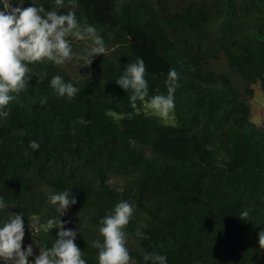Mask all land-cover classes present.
<instances>
[{
    "label": "trees",
    "instance_id": "16d2710c",
    "mask_svg": "<svg viewBox=\"0 0 264 264\" xmlns=\"http://www.w3.org/2000/svg\"><path fill=\"white\" fill-rule=\"evenodd\" d=\"M7 1L72 10L55 0ZM75 5L77 20L96 28L106 52L79 78L53 62L28 65V88L0 117V198L7 205L0 225L9 213L22 214L30 231L35 219L37 246L51 248L58 235L47 221L58 213L49 197L69 191L77 202L59 218L76 232L86 264H98L92 243L103 241L100 221L122 201L134 208L125 232L140 251L125 246L141 264L146 253L165 256L166 264H264V127L252 121L251 104L255 84L264 92V0ZM137 59L145 63L148 98L167 95L168 72L178 73L174 122L143 112L146 102L133 109L131 92L115 83ZM55 76L78 94L58 97L50 87ZM111 174L125 179L121 188Z\"/></svg>",
    "mask_w": 264,
    "mask_h": 264
},
{
    "label": "clouds",
    "instance_id": "9594fccd",
    "mask_svg": "<svg viewBox=\"0 0 264 264\" xmlns=\"http://www.w3.org/2000/svg\"><path fill=\"white\" fill-rule=\"evenodd\" d=\"M57 8L69 7L66 14L58 11L45 12L43 7L30 6L27 8H11L0 11V117L7 118L9 113L5 109L16 96L29 86L28 65L49 61L56 65H63L72 59V48L69 37L78 41H91L92 47L82 57L88 66L94 57L104 55L106 47L102 37L97 34L94 26L87 22L81 24L75 15V0H55ZM146 67L143 59L128 63L123 74L115 82L125 92H131V107H137V101L146 102L148 109L163 119H167L174 111V93L177 88L179 75L170 69L165 81L167 95L149 97L148 84L145 79ZM50 87L58 97L73 99L79 92L72 83H66L62 77L55 76ZM41 103H46L44 98ZM79 123H86L83 119ZM38 150L40 145L32 141L29 145ZM69 191L52 194L49 197L51 205L55 206L58 217L47 221L48 229H57L58 239L51 248L40 250L35 264H86L82 259V252L75 244L76 232L65 229L59 217L66 214L76 199ZM0 209H7V205L0 198ZM134 208L127 202L118 203L114 210L105 216L100 224V235L103 241H93L92 247L97 248L98 264H129L130 255L126 245L125 229L133 215ZM9 219L0 226V261L4 264H29L28 257L33 249L29 245L22 250L24 239V222L22 214L9 213ZM244 217L248 216L243 212ZM137 236L143 234L137 231ZM259 245L264 250V231L259 233ZM146 264H166V257L155 253L143 256Z\"/></svg>",
    "mask_w": 264,
    "mask_h": 264
},
{
    "label": "rangeland",
    "instance_id": "374dc122",
    "mask_svg": "<svg viewBox=\"0 0 264 264\" xmlns=\"http://www.w3.org/2000/svg\"><path fill=\"white\" fill-rule=\"evenodd\" d=\"M21 7V5H13L11 2L4 0L3 1V9L0 11L10 10L11 8ZM72 48V59L66 61L61 67H63L68 73H70L73 77L79 78L87 75L90 72V66H88L85 60L82 58L86 54V50L92 47L91 41H78L73 40ZM252 104V121L258 125L264 127V92L261 89L259 84L254 85V96L251 99ZM142 111L157 116L161 121L166 123L174 122V115L171 113L167 119H163L155 114L152 110L148 109L146 104L142 106ZM109 182L117 187H122L125 183V179L123 177L117 175H110ZM32 221V222H31ZM30 231L27 230L26 225L24 224V239L22 241V250H25L29 245L32 246L33 254L28 257L29 264H35V259L40 254V250H44L43 248L37 246L36 244V234L40 230V226L37 224L35 219H30L29 222ZM3 226V225H0ZM126 233V245L133 249L134 251H140V245L136 242L133 236ZM3 261H0L2 263ZM129 264H141L135 257H130Z\"/></svg>",
    "mask_w": 264,
    "mask_h": 264
}]
</instances>
